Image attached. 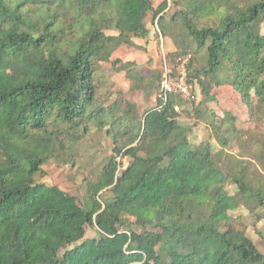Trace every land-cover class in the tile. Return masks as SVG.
Listing matches in <instances>:
<instances>
[{
  "label": "trees",
  "instance_id": "1",
  "mask_svg": "<svg viewBox=\"0 0 264 264\" xmlns=\"http://www.w3.org/2000/svg\"><path fill=\"white\" fill-rule=\"evenodd\" d=\"M171 8L202 108L158 94L143 111L130 92L116 113L100 67L130 73L133 62L113 54L149 38L150 14L165 34ZM178 54L168 55L174 68ZM225 85L247 107L245 130L225 98L222 111L213 103ZM185 112L211 129L217 152L190 142ZM93 128L114 154L82 202L36 181ZM240 208L264 218V0H0V264H264ZM88 227L98 236L86 238Z\"/></svg>",
  "mask_w": 264,
  "mask_h": 264
},
{
  "label": "rangeland",
  "instance_id": "2",
  "mask_svg": "<svg viewBox=\"0 0 264 264\" xmlns=\"http://www.w3.org/2000/svg\"><path fill=\"white\" fill-rule=\"evenodd\" d=\"M154 5H158L163 0H152ZM174 8L166 11V16L163 19L166 25L165 34L160 28L158 18L154 19L153 14H150L146 23L150 29V36L148 39L140 40L135 39L134 45L123 49L124 45L119 48V53L116 52L113 56L122 57L124 61H132L131 72L127 70L119 71L103 64L100 68L101 72V88L103 93H106L109 101H119L121 108L116 109V113L120 109L123 111L125 108L120 101L122 96L130 94L136 102L137 106L143 109V111L153 107L156 104V98L159 92L156 88L157 75L162 71L161 79L166 72V68L175 70L179 65L174 68L169 60V54L179 53L176 57L177 60L183 61L188 55L191 54V47L186 32H184L179 22L171 20V14ZM107 36H116L117 32L108 30L105 32ZM103 38V37H102ZM151 42L153 46H151ZM101 44V41L97 42ZM189 49L186 52V56L182 51ZM174 61V63H175ZM190 98L195 102V106L199 105L202 108L200 101L203 96L201 90L197 85H191ZM218 97L221 100H218ZM225 102L238 113L239 127L242 130L246 129L245 119L247 117V107L241 102L239 94L234 92L228 85L218 88V93L213 99V103L216 108L222 111ZM228 98V99H226ZM191 103L185 106L187 112H191L194 104ZM134 103V105L136 106ZM131 108L127 107V110L131 111ZM183 113L179 117L181 123L186 124L190 128L189 140L194 146L201 145L203 143H211L214 152L220 149L217 141L214 139L211 129L204 123L203 120L198 119L192 113ZM130 116L134 119L135 129L134 133L138 132V122L140 121L139 113L132 112ZM134 138L128 140V143L134 142ZM114 143L112 139L104 132L93 128L85 136V138L79 143L73 146L72 157H66L63 160H50L42 166L41 171L36 176L38 183H44L52 186L57 185L63 191L76 196L80 202L84 200L86 193V181L95 180L104 164L108 161L113 151ZM122 166L129 164L130 159L128 157L119 156ZM231 192H234V187L229 188ZM110 192H105L101 195V200H110ZM234 216L243 217V225L247 234L252 238L257 247L264 251L263 239H264V218L258 222L254 215H251L246 209L240 208L233 212ZM98 236L96 227H88L86 238H93Z\"/></svg>",
  "mask_w": 264,
  "mask_h": 264
},
{
  "label": "built area",
  "instance_id": "3",
  "mask_svg": "<svg viewBox=\"0 0 264 264\" xmlns=\"http://www.w3.org/2000/svg\"><path fill=\"white\" fill-rule=\"evenodd\" d=\"M191 55H188L175 69L166 68L162 79L159 82L158 94L162 100H167L170 95L189 97L191 86L188 80V63ZM179 109V107H176Z\"/></svg>",
  "mask_w": 264,
  "mask_h": 264
},
{
  "label": "crops",
  "instance_id": "4",
  "mask_svg": "<svg viewBox=\"0 0 264 264\" xmlns=\"http://www.w3.org/2000/svg\"><path fill=\"white\" fill-rule=\"evenodd\" d=\"M156 6V5H155ZM141 39H139V41H140ZM151 46H153V43L151 42Z\"/></svg>",
  "mask_w": 264,
  "mask_h": 264
}]
</instances>
